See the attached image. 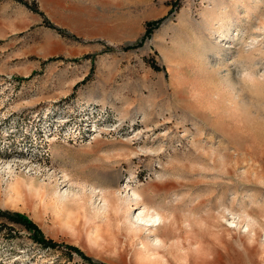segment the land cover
<instances>
[{"label": "rangeland", "instance_id": "374dc122", "mask_svg": "<svg viewBox=\"0 0 264 264\" xmlns=\"http://www.w3.org/2000/svg\"><path fill=\"white\" fill-rule=\"evenodd\" d=\"M8 159L0 264H264V0H0Z\"/></svg>", "mask_w": 264, "mask_h": 264}, {"label": "bare ground", "instance_id": "6f19581e", "mask_svg": "<svg viewBox=\"0 0 264 264\" xmlns=\"http://www.w3.org/2000/svg\"><path fill=\"white\" fill-rule=\"evenodd\" d=\"M257 40V39H256ZM229 47H233V45H231V43L228 45ZM251 76V75H250ZM253 76V75H252ZM235 82V81H234ZM232 80H230V84L231 86H236L238 84V81L234 83ZM235 89V88H234ZM11 161H13L12 159H8V160H5L4 162H0L2 169L3 170H7V172H11ZM1 169V171H3ZM12 184V183H11ZM22 185V184H21ZM128 187V186H127ZM9 189V199H11L13 202L16 201V200H19V198L22 196L21 194V187L19 185H16L13 183V185H9L8 186ZM130 187L127 188V192L126 194L124 195L123 198L120 199V201L117 199V201L115 202L117 205L123 203L125 209H126V215H125V219L127 220V222L129 223V225L131 226H134L138 229L142 228V227H146V226H149L148 228H146L147 230H149L150 227H157L159 226L162 222H163V216H161V214H159L157 211H155L153 208L147 206V205H144L143 208L139 209V211L136 213V212H133L131 210H129V206L131 202H135V204H138L139 203V200L141 199V196L140 194L138 193V191L136 190H131L130 191ZM77 190V189H76ZM89 191V193L93 196L94 199V208L96 209L95 212H99V210H106L107 209V206L108 204L105 202V199L103 198L102 196V191L101 189H98L97 187L95 186H91L89 187V189L87 190ZM77 191H74L72 190L71 188L70 189H65L64 191H61V190H55L53 192V194L57 197V199L60 201V200H63L67 195H69L70 193H75ZM116 194V193H115ZM114 194V195H115ZM76 195V194H75ZM74 195V196H75ZM151 228V229H152ZM145 229V230H146ZM152 231V230H151ZM149 238V237H148ZM150 239V238H149ZM151 240V243L152 244H155V245H158L160 243V240L158 239V237H153L150 239ZM9 244V243H8ZM40 249V248H39ZM23 251H25L24 249H21ZM19 249V251H21ZM18 251V250H17ZM18 251V252H19ZM19 254V253H18ZM20 255V254H19ZM8 256V255H7ZM21 257H15L13 258V263H17L18 260H20ZM22 264H25V263H22Z\"/></svg>", "mask_w": 264, "mask_h": 264}, {"label": "trees", "instance_id": "16d2710c", "mask_svg": "<svg viewBox=\"0 0 264 264\" xmlns=\"http://www.w3.org/2000/svg\"><path fill=\"white\" fill-rule=\"evenodd\" d=\"M49 26L54 27L55 29H57L59 31V33H61L63 35L68 34L67 32L63 31L62 29L53 26L52 24H49ZM154 67L156 69H159L158 66H154ZM0 216L7 218L9 221H11L13 223H19V224L23 225L26 229L32 230L33 233H35V234L38 233L40 230L39 227L37 226V224L32 219H30L27 215H25L24 213H20L18 211L2 210L0 212ZM35 239L37 240V242L40 241L38 244L37 243L36 244L42 250H48V249L54 250V248L57 247V246H54V244L50 240H44V239H38V238H35ZM69 250L70 251H74V250L78 251V248H76L74 246H69Z\"/></svg>", "mask_w": 264, "mask_h": 264}, {"label": "crops", "instance_id": "0c3cea01", "mask_svg": "<svg viewBox=\"0 0 264 264\" xmlns=\"http://www.w3.org/2000/svg\"><path fill=\"white\" fill-rule=\"evenodd\" d=\"M20 213H23V212H20ZM25 214V213H24ZM25 215H27V214H25ZM28 216V215H27ZM29 217V216H28Z\"/></svg>", "mask_w": 264, "mask_h": 264}]
</instances>
